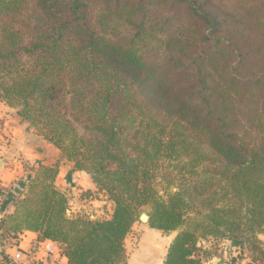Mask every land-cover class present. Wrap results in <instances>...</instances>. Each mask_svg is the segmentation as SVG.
I'll use <instances>...</instances> for the list:
<instances>
[{
	"label": "trees",
	"instance_id": "obj_1",
	"mask_svg": "<svg viewBox=\"0 0 264 264\" xmlns=\"http://www.w3.org/2000/svg\"><path fill=\"white\" fill-rule=\"evenodd\" d=\"M0 103L112 205L67 213L39 165L2 234L125 264L143 209L176 232L162 264H202L221 240L264 260V0H0ZM163 163L178 182L158 186Z\"/></svg>",
	"mask_w": 264,
	"mask_h": 264
},
{
	"label": "crops",
	"instance_id": "obj_2",
	"mask_svg": "<svg viewBox=\"0 0 264 264\" xmlns=\"http://www.w3.org/2000/svg\"><path fill=\"white\" fill-rule=\"evenodd\" d=\"M0 161V186L4 192L3 203L0 208V219H7L8 216L13 214L14 208L11 202L15 196H21L24 193L27 181L33 174L30 168H36L39 165H56L57 173L54 178V185L58 190L69 195L68 186L60 184L62 173H64L62 169L69 162L60 156V152L55 147L40 136L35 135L31 129H28L15 109L3 103H0ZM69 164L71 165V163ZM73 172L72 177L75 179V174L80 171ZM89 181V185L84 186L82 189L93 193L95 186L90 179ZM69 187L72 191L75 190V186ZM17 191L19 192L15 195ZM75 191L78 192L79 190ZM81 202L84 203L85 200L79 202L84 208L86 205L81 204ZM98 203H101L102 206L99 211L100 214L96 216H105L111 213L112 205L110 202L103 198V200H98ZM90 216L94 217L93 215ZM168 234L169 232L164 233L150 228L147 223L138 226L133 224L124 240L125 264H162L167 247L174 237H170ZM11 235L12 233L6 234V236ZM16 235L19 236V247L21 248H26L31 241L37 239V234L30 231L18 232ZM63 262H66L65 258Z\"/></svg>",
	"mask_w": 264,
	"mask_h": 264
},
{
	"label": "rangeland",
	"instance_id": "obj_3",
	"mask_svg": "<svg viewBox=\"0 0 264 264\" xmlns=\"http://www.w3.org/2000/svg\"><path fill=\"white\" fill-rule=\"evenodd\" d=\"M12 115V113L10 112ZM28 129H31L32 132L39 136L37 132L32 129L31 127H28ZM71 165L68 163V165L64 166L62 169L64 173H62V181L60 182L63 186H68L67 189L69 190V195L67 193L66 196L69 198L67 213L73 212V213H79L84 212L87 214H91L94 217L97 214H100L101 210V203H98V200H103L101 194L97 193H87V191H83L84 186H88L90 181L88 179V176L84 172H78L75 174L76 178L73 179L72 174L74 173L72 170ZM165 176L168 178V180H172V182H178V174L176 170H171L170 166H165V163H163L162 168L160 169L156 182L158 186H165L163 185V181L160 179ZM162 182V183H161ZM69 186H75V190H79L76 192L75 190H71ZM93 186V185H92ZM19 191L16 192L15 195L18 194ZM73 192V193H72ZM19 196V195H17ZM15 196V198L17 197ZM80 200H85V202H81V204L86 205L84 208L80 205ZM92 201L91 203H88ZM88 204V205H87ZM145 213L143 209H140L139 215ZM146 214V213H145ZM90 216V218H94ZM136 226L146 224L144 222H140L139 220L135 222ZM137 229V228H136ZM176 232H169V236H175ZM6 235V234H4ZM261 239V237H259ZM263 240V239H261ZM201 246L207 250L206 244H201ZM203 250V249H202ZM208 253L204 258L202 264H214V261H219L224 264H264V260L258 255L256 250L250 251V244H247L245 242V247L243 249L240 248H232L229 246L227 240H221L218 241L214 246H210L209 249L206 251ZM201 255V254H200Z\"/></svg>",
	"mask_w": 264,
	"mask_h": 264
},
{
	"label": "built area",
	"instance_id": "obj_4",
	"mask_svg": "<svg viewBox=\"0 0 264 264\" xmlns=\"http://www.w3.org/2000/svg\"><path fill=\"white\" fill-rule=\"evenodd\" d=\"M4 192L0 186V208ZM1 220V219H0ZM62 245L50 239H35L26 248L19 247V236H6L0 231V264H67Z\"/></svg>",
	"mask_w": 264,
	"mask_h": 264
},
{
	"label": "water",
	"instance_id": "obj_5",
	"mask_svg": "<svg viewBox=\"0 0 264 264\" xmlns=\"http://www.w3.org/2000/svg\"><path fill=\"white\" fill-rule=\"evenodd\" d=\"M0 167H1V161H0ZM148 219H149V217L145 213L140 214L139 217H138V220L140 222H144V223H147ZM261 239H263V238L261 237ZM215 264H224V263L217 261Z\"/></svg>",
	"mask_w": 264,
	"mask_h": 264
}]
</instances>
